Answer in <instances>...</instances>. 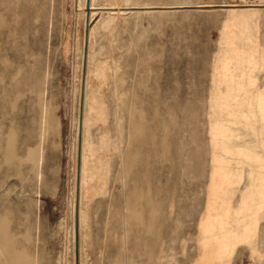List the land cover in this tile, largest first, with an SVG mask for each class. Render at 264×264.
I'll use <instances>...</instances> for the list:
<instances>
[{"label":"rangeland","instance_id":"obj_1","mask_svg":"<svg viewBox=\"0 0 264 264\" xmlns=\"http://www.w3.org/2000/svg\"><path fill=\"white\" fill-rule=\"evenodd\" d=\"M89 3L0 0V264H264V0Z\"/></svg>","mask_w":264,"mask_h":264},{"label":"bare ground","instance_id":"obj_2","mask_svg":"<svg viewBox=\"0 0 264 264\" xmlns=\"http://www.w3.org/2000/svg\"><path fill=\"white\" fill-rule=\"evenodd\" d=\"M89 10H91V5L92 6H94V3H93V0H89ZM91 2H92V4H91ZM225 6H221V8H224ZM197 8H200V7H197ZM135 10V9H134ZM131 11H133V9L131 10ZM88 15H89V12H88ZM9 36V34H7L6 32H5V30H2L1 28H0V45H2L3 44V42H4V40L6 39V37H8ZM7 40V39H6ZM9 57H11V53H10V50L9 49H3V51L2 52H0V59H3V58H9ZM31 157H34V155L31 153L30 154V158ZM8 159L10 160V159H12V156L11 155H9V157H8ZM3 244L5 245V247H7V245H8V242H4L3 241Z\"/></svg>","mask_w":264,"mask_h":264},{"label":"built area","instance_id":"obj_3","mask_svg":"<svg viewBox=\"0 0 264 264\" xmlns=\"http://www.w3.org/2000/svg\"><path fill=\"white\" fill-rule=\"evenodd\" d=\"M248 3H250V2H247V4H245V5H251V4H253V2L251 1V3L250 4H248Z\"/></svg>","mask_w":264,"mask_h":264}]
</instances>
